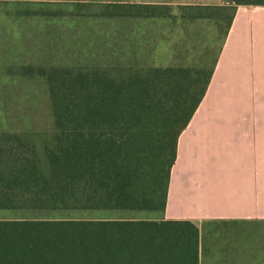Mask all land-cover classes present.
Listing matches in <instances>:
<instances>
[{"label":"trees","instance_id":"obj_1","mask_svg":"<svg viewBox=\"0 0 264 264\" xmlns=\"http://www.w3.org/2000/svg\"><path fill=\"white\" fill-rule=\"evenodd\" d=\"M223 1L178 6L179 15L172 5L109 2L103 14L126 21L209 20L224 23L227 32L238 6H264V0ZM132 48L133 56L118 49L117 59L93 74L78 69L79 60L40 68L55 146L41 158L22 150L33 146L20 136L9 138L7 148L1 144V210L165 211L178 139L213 70L141 65ZM200 257V229L189 219H0V264H200Z\"/></svg>","mask_w":264,"mask_h":264},{"label":"rangeland","instance_id":"obj_2","mask_svg":"<svg viewBox=\"0 0 264 264\" xmlns=\"http://www.w3.org/2000/svg\"><path fill=\"white\" fill-rule=\"evenodd\" d=\"M135 1L143 0H0V146L7 148L9 138L20 136L33 146L22 150L26 148L41 158L44 150L54 148L57 130L41 67L79 60L78 69L93 74L97 68L107 67L105 60L109 63L111 58L117 59L118 49L129 55L132 47L136 51L134 58L141 65L203 62L212 66L226 32L224 23L216 25L209 20L189 23L180 18L176 22L168 18L126 21L103 14L105 3ZM174 7V13L183 12ZM94 58L102 59L103 63L82 62ZM163 215V212L38 213L0 209V219L161 220ZM196 224L201 235L200 264H264V222L237 225L206 220Z\"/></svg>","mask_w":264,"mask_h":264},{"label":"crops","instance_id":"obj_3","mask_svg":"<svg viewBox=\"0 0 264 264\" xmlns=\"http://www.w3.org/2000/svg\"><path fill=\"white\" fill-rule=\"evenodd\" d=\"M135 2L224 5L223 0ZM210 67L205 96L178 139L163 219L264 222V6L237 7Z\"/></svg>","mask_w":264,"mask_h":264}]
</instances>
